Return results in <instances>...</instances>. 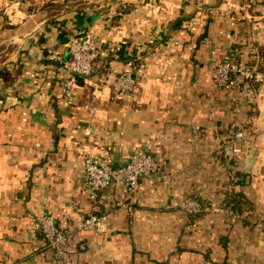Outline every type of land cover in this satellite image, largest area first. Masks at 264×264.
Returning a JSON list of instances; mask_svg holds the SVG:
<instances>
[{"label":"crops","instance_id":"obj_1","mask_svg":"<svg viewBox=\"0 0 264 264\" xmlns=\"http://www.w3.org/2000/svg\"><path fill=\"white\" fill-rule=\"evenodd\" d=\"M1 29L18 41L0 61V264H264V78L246 91L211 79L227 50L258 60L264 0H0ZM86 31L98 55L66 101L67 44ZM123 71L134 91L113 88ZM238 128L251 133L244 153L230 145ZM134 149L159 178L93 203L84 153L119 165ZM235 171L245 184L230 185ZM232 187L251 200L245 223L222 202ZM190 195L205 206L194 217ZM91 211L107 213L105 231L47 246L44 215L73 230Z\"/></svg>","mask_w":264,"mask_h":264},{"label":"built area","instance_id":"obj_2","mask_svg":"<svg viewBox=\"0 0 264 264\" xmlns=\"http://www.w3.org/2000/svg\"><path fill=\"white\" fill-rule=\"evenodd\" d=\"M68 57L65 61V76L62 83V94L66 101L73 98V85L75 76H88L93 70L94 60L98 52L95 47V38L92 31H86L80 37L74 38L67 44ZM253 74V75H252ZM260 82L264 78L262 72L254 71L234 57L231 51L224 53L223 57L214 63L211 69L212 81L221 87L236 88L240 91L249 89L248 78ZM113 88L118 93L134 91L136 79L130 71L119 73L112 81ZM87 108L89 104H86ZM90 133L89 128L84 130ZM251 133L242 128L234 129L230 135L231 149L235 153H244V145L248 143ZM83 186L93 203L98 201L100 193L111 185L119 186L127 193H133L138 187L141 178H159V162L149 153L134 149L127 160L119 165L110 163L105 155L88 151L82 156ZM164 177L161 178V180ZM166 179V178H165ZM183 207L190 213L202 209V204L192 198L185 197ZM107 213L91 211L84 215L73 230L58 226L52 215H44L40 221L41 231L46 238L47 246L60 253L65 249L72 236L89 230L105 231Z\"/></svg>","mask_w":264,"mask_h":264},{"label":"trees","instance_id":"obj_3","mask_svg":"<svg viewBox=\"0 0 264 264\" xmlns=\"http://www.w3.org/2000/svg\"><path fill=\"white\" fill-rule=\"evenodd\" d=\"M256 54L258 56V60L257 61L253 60L250 63L251 73H253L254 71H257V72L264 71V60L262 59L264 58V51L258 50ZM248 81L250 83L257 82L253 80L252 76L248 78ZM244 176H245L244 173L240 171H235L234 177L230 179V185L231 184L233 185L245 184L246 181L244 179ZM197 200L200 202L199 199ZM222 202L224 206H226L232 214L241 215L245 213L243 215L244 217H242L241 219L243 223H245V220L247 219V217H249L248 211L252 209V203H251V200L245 195V193L242 190L240 189L237 190V189H234L233 187L231 189L225 190V196ZM204 209H205V206L202 205V209L196 213L191 214L190 217H194L195 215L203 213ZM224 241H226V239H224ZM211 261L214 264H222V262H218L216 260L211 259Z\"/></svg>","mask_w":264,"mask_h":264},{"label":"rangeland","instance_id":"obj_4","mask_svg":"<svg viewBox=\"0 0 264 264\" xmlns=\"http://www.w3.org/2000/svg\"><path fill=\"white\" fill-rule=\"evenodd\" d=\"M17 41L18 40H16L13 36L9 35L5 30H0V61L6 59V57H8V55L12 53V51L15 49V43H17ZM248 66L250 67V63L248 64ZM191 197L196 199V197ZM188 214L189 216L191 215L190 213Z\"/></svg>","mask_w":264,"mask_h":264}]
</instances>
